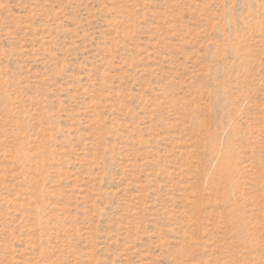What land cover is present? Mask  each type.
<instances>
[{"label":"rangeland","instance_id":"1","mask_svg":"<svg viewBox=\"0 0 264 264\" xmlns=\"http://www.w3.org/2000/svg\"><path fill=\"white\" fill-rule=\"evenodd\" d=\"M0 264H264V0H0Z\"/></svg>","mask_w":264,"mask_h":264}]
</instances>
